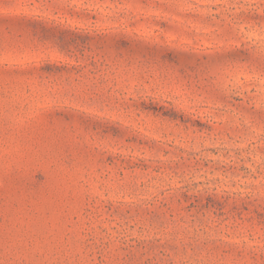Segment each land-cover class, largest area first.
Listing matches in <instances>:
<instances>
[{"label":"rangeland","instance_id":"1","mask_svg":"<svg viewBox=\"0 0 264 264\" xmlns=\"http://www.w3.org/2000/svg\"><path fill=\"white\" fill-rule=\"evenodd\" d=\"M0 264H264V0H0Z\"/></svg>","mask_w":264,"mask_h":264}]
</instances>
